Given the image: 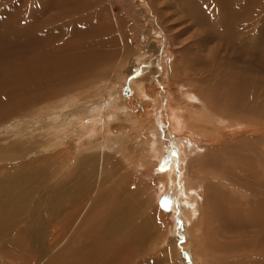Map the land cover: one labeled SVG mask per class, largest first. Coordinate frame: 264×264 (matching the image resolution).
<instances>
[{
  "label": "bare ground",
  "instance_id": "1",
  "mask_svg": "<svg viewBox=\"0 0 264 264\" xmlns=\"http://www.w3.org/2000/svg\"><path fill=\"white\" fill-rule=\"evenodd\" d=\"M200 1L203 4L191 1L192 7L190 10L192 13L199 18H209L213 15L216 19V25L222 30L231 28L234 21H239L242 16L246 15L245 5L239 2V0H215L219 6L216 9L210 5L209 0ZM4 2L8 3L3 4ZM86 5L87 2L85 0H0V7L3 6L0 14V30L3 28V23L7 17L12 15H14V17L12 18L13 25L11 29L15 32L14 35L22 34L19 32L22 30L29 33L31 31L29 24L33 22L35 23V28L32 35L36 36V42L41 43L43 40L49 41L54 47L52 50L55 51V54L58 53L57 56L50 58V61H48L46 58L40 57L42 55L47 56V52L39 49L36 52L39 57L36 59L34 65V69L37 71L33 69L26 70L24 74H21L23 72L17 67H4L0 69V108H3L6 103L25 106L20 107V109L31 106L32 109L27 112L28 115H37L38 117L41 115L44 116L51 111H53L55 115H59L65 112L69 105L81 101L77 110L72 111V113H63V115H59L56 125H49V127L52 128L51 131L58 134L61 128L68 126V124L72 126L74 121L76 124L77 121L83 122L86 120L87 123L89 121L90 124L87 125L85 129L82 128L86 130L87 135H84L85 141H82L80 145L77 144L80 148L77 152L82 153L85 150L95 151L98 149L95 147H99L102 156L109 157L110 154L104 151V148L108 150H113L115 148L121 152L125 160L127 159L128 153L125 152L124 149L129 142L128 140L131 139V131L134 129H136L138 133L136 138L143 136L145 130L150 131L151 138L146 135L143 136V147L149 159H156L161 156L164 143L171 142V138L169 139L168 137L169 135L171 137L178 132L185 133V135H187V143H183L187 144L186 150L188 152L189 148H191V143L194 144L197 140L206 141L208 137L214 138L218 134V130L227 133H237L243 128L242 132L246 131L247 129H245V126H252L250 123L245 125L242 121L244 119L241 120L240 118L241 114H238V108H245L247 105H242L245 104V98L247 96L245 92L248 90L252 92V87H247V85H251L247 77H243L240 73H236L234 75V81L237 82L228 81L226 83L229 89L227 92L229 110L224 108L226 114L219 110L220 112L217 116L209 107L204 105L202 100L206 97H195L187 90L184 91L185 89L181 84H171V81H169L168 65L166 62H163L164 57H161L162 54H166L167 52L163 48L166 39L164 37L165 32H163V29L158 23H155V28L151 26L150 29H154L152 31L155 34H162L161 37H156L153 45H147L148 50L146 51H144V47H140L141 43L136 42L135 53H132L131 57L129 54L130 48H128L129 46L126 44L120 27L117 30H119L121 36L122 47H120L122 51L117 48L118 40L116 37L118 35L116 34L115 37L113 33L115 28L113 29L106 18L103 20L99 17L101 14L100 9L99 12H93L89 15L80 14ZM14 7L16 9L11 14L9 10ZM148 8L153 10L151 7ZM193 8L197 10H193ZM100 16H102V14ZM138 31L145 36L146 34L149 36V32H146L147 30L143 31L140 25H138ZM150 38L148 37L147 39L149 40ZM63 50L65 55H60L59 51L62 52ZM154 50L155 53H153ZM129 58L131 60H129ZM127 62L128 65L131 64L132 66L125 69V64H127ZM135 62L137 64H134ZM24 63H26V61H24ZM149 64L151 65L150 68L148 67ZM136 65L143 67L142 74L138 77L134 75V79L132 78L129 80L128 77L133 74V69L136 70ZM113 68L120 71V73H117L119 82L125 83L127 86L129 85L134 90L132 97H122L120 90H114L116 84L110 81L111 78L108 76L112 70L116 73ZM174 79H176V77ZM154 82L155 86L158 87H154ZM169 83L173 86L174 91L171 85L169 86ZM105 90L110 91L111 95L102 100L101 95ZM173 92H175L174 94H176L177 99L174 97ZM89 100L94 101L87 104ZM134 102L137 103L136 106H133ZM196 102L197 104H194ZM237 105L240 106L234 107ZM140 111H143V113ZM249 111L254 112L253 109ZM259 111L261 110L258 108V112ZM139 112L141 114H139ZM27 113L21 115L18 121L15 122V133L24 130V126H26L25 116H27ZM98 116L100 117L96 119ZM158 117L163 121L157 122L156 118ZM160 123L165 126L164 129H162ZM50 134H52V132L47 133V135ZM61 138H63V136H61ZM50 139H53L49 142L52 144L65 141V139H63L64 141L61 140L58 135H54ZM58 140L61 141L59 142ZM62 142L60 144H62ZM49 143L45 145V147H41L44 149L48 148ZM74 150L75 149L72 150L71 154ZM195 152L196 154L200 153L198 151ZM250 154L246 156L239 155L237 157L233 155L234 157L229 163L233 162L235 165H243L242 169L247 171L248 177L253 181L259 177V173L264 172V152L263 158L256 157L260 156L259 154L255 155V163L250 159L252 157ZM198 155L192 158L196 166L209 164L213 169H210V166L206 165L205 167L207 168L205 171L200 169L198 172L204 175L207 174L205 175L206 178L210 175L209 179L213 181V178L216 181L213 183L214 186L212 187L210 184H203V181L200 179L193 182V178H190V180L192 179V184L186 182L185 187L180 189L181 193L186 196L185 198H178L179 200L176 198V201H178L176 203V208L179 211L177 217L182 222V229L185 236L186 248H184V250H192L191 245L197 246L199 242L201 231L197 221V213L195 212L198 210L197 189L203 186L204 189L211 190L212 194L210 199L213 202L216 201L218 207L221 208L228 217H231L235 213L239 214L237 216L239 227L255 228L252 240H248L247 242L248 245L257 247V249H253L251 253L259 258L255 264H264V261H262L264 260V249H262L264 248V180H260L262 182L256 180L258 191L253 188L246 191V193H248L247 195L252 196L250 200L246 201L247 197L242 193L246 186L244 188L240 187L242 189L238 190V188L234 186L235 184L229 183L227 177L223 175V172L229 175V166L216 164L214 161L215 158L201 159V157L204 156L198 157ZM51 156H53V158L57 157L53 154ZM91 157L92 156H90V160L92 161ZM86 159L87 161L89 160V158ZM200 159L202 160L201 162H199ZM61 160L62 159H60L58 163H61L60 167L62 171L68 172V168L71 165H69V160L64 161L63 159L64 162H61ZM30 162L31 161H29V163ZM231 163L230 165H232ZM66 164H68L67 167ZM255 164L257 167H255ZM27 167L28 169L26 171H20V168L17 166H9L4 168L3 171L0 170V242H7L4 240L8 236L13 238L11 242H36L35 245L30 244L32 250L29 249V252L32 251L31 253H33L31 255L33 261L34 259L35 261H40V256H43L45 251L42 245V240L45 238V227L50 222L62 218V220L60 219V223L67 222L71 226L74 224L76 225L74 226V230L79 229L83 231H79L77 234L73 232L70 233L72 245L69 246V244L66 246V258L61 262L58 260L56 264H129L130 259L128 254H121L120 248H124L125 246L127 250L130 248V251L133 245L136 246L139 242H116L117 239L115 240V238L131 229V239L134 238L135 235L138 236L139 231L142 232L141 234L144 233L143 226L136 219L138 207L140 205L135 201L136 194L133 197L131 192H129L131 197L125 198L124 195V198L121 200L113 198V192H124L125 190H122L121 182H119V186L115 183L116 186L109 189V192L103 196L101 195L102 191H100V193L97 192L99 186L97 188L94 182L93 184L97 189L95 191L96 193H94V195L92 194L93 196L90 199L93 185L90 187L89 184L84 182L85 170L82 171L83 168H78L81 175L73 179L72 184L69 185L68 183L56 184L57 182L59 183L62 178L53 184L49 183L50 180L59 176V174H62L60 177H64L65 175L68 176L69 173H61V169L55 170V172L50 175H46V173H39L35 168H31V164H28ZM105 167L104 170L106 169ZM183 169H185V167ZM91 172L92 171H89V173ZM102 173L104 175V171ZM105 173L108 175L107 172ZM116 174L117 172L114 175ZM41 175V178L44 179L39 181ZM181 178L183 180L184 178L186 179V175L183 177L181 176ZM112 179L113 177H110V181H112ZM185 181H187V179ZM227 184L231 187H228ZM232 190L239 193L241 200H245L240 201V198L231 200L233 204L235 203V205H237L233 209V204L224 200L228 197V193L225 191L230 192ZM87 204L89 209L86 210L88 211L87 213H84L83 208ZM206 205H208V203ZM213 208H215L214 205L211 210L216 209ZM81 212L83 216L79 220L80 223L82 220L80 229L77 227L79 226L78 221H73L72 218H78ZM69 213H71L70 217L68 216ZM82 226H85V229H82ZM175 242L174 239V248ZM141 243L139 245H141ZM209 245L212 250H217V252H219L218 254L222 256L228 254L229 256H242L245 253V251L241 249L243 248L241 247V242H226V244L210 242ZM259 245L262 248H260ZM214 246L216 249L213 248ZM22 247L24 248V246ZM19 250L20 249L16 248L15 251H8L6 254L13 258L23 259L25 256L23 254L24 250ZM26 250L28 249L26 248ZM228 264H241V262H230Z\"/></svg>",
  "mask_w": 264,
  "mask_h": 264
},
{
  "label": "rangeland",
  "instance_id": "2",
  "mask_svg": "<svg viewBox=\"0 0 264 264\" xmlns=\"http://www.w3.org/2000/svg\"><path fill=\"white\" fill-rule=\"evenodd\" d=\"M85 1L87 2V5L80 12V14L89 15L93 12H99L100 9L102 16H100V14L99 17L103 20L106 18L113 29L115 28L113 33L115 37L116 34L118 35L116 37L118 40H116L117 48L122 51L121 36L119 30H117L120 27L126 44L129 46L128 48H130V56L132 53H135L136 42L141 43L140 47H144L143 49L146 51L148 50L147 45H153L154 40H156L155 38L161 37L162 34H155L152 31L154 29H150L151 26L155 28V23H158L163 29V32H165L164 37L166 39L164 41L163 48L167 52L166 54H162L161 57H164L163 62H166L168 65L169 81H171V84H181L185 89L184 91L187 90L195 97H206L202 100L204 105L209 107V109H211V111L216 115L219 114L220 111L225 112L226 114V110H229V100L227 98V92L229 89L226 83L228 81L237 82L234 81V75L236 73H240L243 77H247L251 83V85H247V87H252V92H250V90L245 92L247 99L245 98V104L242 105H247L245 108H238V114H241L240 118L241 120L244 119L242 121L245 125L250 123L252 126H245V129H247L246 131L242 132L243 128L237 133H227L218 130V134L215 136L216 138L208 137V139L206 138V141L197 140L194 144L191 143V148H189L188 152L186 150L187 144H185L187 143V135L179 132L177 134L174 133L175 135H172L171 137L170 135L168 136L169 139L171 138V142L164 143L162 154L156 159H149L143 147V136L146 135L151 138L150 131L145 130L143 132V136L136 138L138 133L137 130L134 129L131 131V139L128 140L129 142L127 141L128 143L124 149V151L128 153L127 159L125 160L121 152L115 148L113 150L104 148V151L110 154L109 157L102 156L99 147H95L98 148L95 151L85 150L82 153L77 152L80 149L78 145H80L82 141H85L84 138L87 135V132L83 129L90 124L89 121L88 123L86 120L83 122L77 121V124L74 121L72 126L68 124V126L61 128L60 133L58 134L51 131L52 128L49 127V125H56L58 121L57 117L59 115L61 116L63 113H72V111L77 110L81 101L78 103L74 102L69 105L66 108V111L60 113L59 115H55V113L51 111L50 113H46L44 116L41 115L38 117L37 115H28L27 112L31 111V106L20 109V107L25 106L6 103L3 108H0V170L3 171L4 168L9 166H17L20 168V171H26L28 169V164H31V168H35V170L39 173H46V175H50L55 172V170L61 169V163H58L60 159H62L61 162L69 160V165L71 164L68 168L69 171L63 172L61 169V173H69L68 176L65 175L64 177H60L62 174H59V176L50 180L49 183L53 184L62 178L59 183L57 182L56 184L68 183L70 185L72 184L73 179H76L77 176L81 175L79 169L83 168L82 171L85 170L84 182L89 184L90 187L93 185L90 199L94 193H96L95 191L98 186L99 188L97 192L100 193V191H102L101 195L105 196L109 192V189H112L113 186L115 187L116 185L119 186L118 183L121 182L122 190L125 189L124 192L115 191L113 192L114 196L112 197L121 200L124 197L130 198L131 196L129 192H131L133 197L136 194L135 201L140 204L136 219L143 226L144 232L141 234L142 232L139 231V235H135V237L131 239V229L115 238V240L117 239L116 242H139L136 246L133 245L130 251V248L127 250L125 246L124 248H120L121 254H128L130 259L129 264H228L230 262L255 264L259 258L251 253L253 249L256 250L257 247L248 245L247 242L248 240H252L255 228L239 227L237 223V216L239 214L235 213L231 217H228L227 214L218 207L216 201L213 202L210 199L212 194L211 190L204 189L203 186L197 189L198 210L195 212L197 213V221L201 231L198 242L199 246H196L195 244V246H193L192 244V250H184V248H186L185 236L182 229V222L177 217L179 211L176 208V203L178 202L176 201V198L179 200L186 197L180 190L185 187L186 182H196L200 179L203 181V184L206 183L210 184L212 187L214 186L213 183H215V179L212 178L213 181H211V179H209L210 175L206 178L205 175L207 174L204 175L203 173L198 172L200 169L205 171L207 168L205 166L209 165L201 164L196 166L192 158L196 157L198 154V157L204 156L201 157V159L215 158L214 161L216 164L229 166V175H226L224 172L223 175L227 177L229 183H234V186L237 187L238 190H241L246 186L245 190L242 192L247 197L246 201L252 198V196L247 195L248 193H246V191L251 190L250 188L258 191L256 180H264V172L259 173V177L251 181L247 175V171L242 169L243 165H235L233 162H230L232 164L230 165L229 163V161L234 157L233 155L237 157L239 155L246 156L247 154L252 153L250 154L252 155L250 159L253 163H255L256 154L260 155L256 157L263 158L264 0H239V2L245 5L246 15L242 16L239 21H234L233 26L227 30H222L216 25V19L213 15L209 18H199L192 13L190 10L192 7L191 1L203 4L200 0ZM5 3L7 4L8 2H4L3 4ZM209 3L214 7V9L219 7L215 0H209ZM2 7L3 6L0 7V14ZM148 7H151L153 10ZM15 9L16 8L14 7L9 10V12L11 11L12 14ZM193 10L197 9L193 8ZM13 17L14 15L7 17L3 23V28L0 30V69L4 67H17L23 72L21 73L19 71L21 74H24L26 70H35V61L39 57L36 52L39 49L47 52V56L42 55L40 57L46 58L48 61H50V58L57 56L58 53L55 54V51L52 50L54 47L49 41L42 39L43 41L41 43L36 42V36L32 35L35 28V23L33 22L29 24L31 27V31L29 33L22 30L19 31L22 34L14 35L15 32L11 29L13 25ZM138 25L142 26L143 31L147 30L146 32H149V36L147 34L145 36L142 33H139ZM148 37L152 38L148 40ZM59 52L60 55H65L64 50ZM153 53H155V50ZM129 60L131 59L129 58ZM24 61H26V63H24ZM134 64L137 63L135 62ZM129 66L132 65H128L127 62V64H125V69H128ZM148 67L150 68L151 65L149 64ZM113 69L116 73L112 70L108 76L111 78L110 81L116 84V88H114V90H120L122 97H132L134 94L132 87L129 85L127 86L125 83H120L117 74L120 73V71L116 68ZM135 69V71H139L142 74L143 67L138 65ZM132 72L133 74L131 76H134V69ZM175 77L176 79H174ZM171 84L169 83V86ZM154 87H158L155 86V82ZM171 87L174 91L172 85ZM108 90L102 92V100L107 96L110 97L111 94ZM174 93L175 92H173V95L177 99V96ZM93 101L94 100H89L87 104ZM136 102L133 103V106L137 105ZM194 104H197V102ZM239 106L240 105L234 107ZM224 108H226V110ZM258 108L261 111L258 112ZM251 109H253L254 112L249 111ZM23 112L27 113V116H25V125L27 127L24 126L23 131L15 133V122L18 121L21 115L25 114ZM140 112L143 113V111ZM140 112L139 114H141ZM99 117L100 116L96 117V119ZM156 119L157 122L163 121L159 117ZM160 124L162 129H164L165 126L162 123ZM50 132H52V134L47 135V133ZM54 135H58L61 140L65 139V141L63 140L64 142H62L61 140H58L59 142L61 141L62 144H60L61 142L57 144L49 143L53 140L50 138ZM61 136H63V138H61ZM48 143L49 147L44 149L43 147H45ZM73 149L75 150L71 154ZM195 151L200 153L196 154ZM52 154L57 157L53 158V156H51ZM90 156H92V161L90 160ZM86 158H89V162ZM201 159L198 161L201 162ZM29 161L31 162L29 163ZM67 166L68 164H66V167ZM209 166L210 169H212L211 165ZM104 167L106 168L105 170ZM184 167L185 169H183ZM255 167H257L256 164ZM102 170L104 171V175ZM89 171H92L93 174L92 172L89 173ZM105 172H107L109 176ZM112 172L114 174L117 172V174L114 175ZM184 175H186L187 181H185V178L184 180L181 178V176L183 177ZM41 177L42 175L39 177V181L44 179ZM110 177H113L112 181H110ZM190 178H193V180L191 179V181ZM94 182L97 188L93 184ZM227 185L228 187H231L229 184ZM224 189L227 190L226 188ZM225 192L228 193L227 198L230 200L227 198L224 200L229 201L231 204H233L231 201L233 199L240 198V201H245L243 199L241 200V196L239 193H236L235 190ZM206 202L208 205H206ZM213 205L216 208H213L215 210H211ZM236 206L237 205L234 203L232 205V209ZM88 209L87 204L84 206L83 212L87 213L88 211L86 210ZM70 215L71 213L68 214L69 217ZM82 216L83 214L81 212L78 218H72L73 221H78L79 226L77 227L79 228L82 223V220L81 223L79 220ZM60 219L62 220V218H58L53 221L54 223L50 222L45 227L46 230L44 229L45 238L42 240V245L44 246L45 251L43 256H40V261H35V259L33 261V259H31V255L33 253H31L32 251L29 252L32 250L30 248V244L35 245L36 242H11V239L13 238L8 236L4 240L7 242H0V264H56L58 260L61 262L64 258H66V246L69 244V246L72 245L70 233L73 232L77 234L79 231L81 232L83 230H74V226L76 225L72 224L71 226L67 222L60 223ZM82 229H85V226H82ZM174 239L176 241L175 248L173 245ZM210 242H219L224 244H226V242H241V247H243L241 249L245 251V253L242 256H229V254L222 256L221 254H218L219 252H217V250L211 249L209 245ZM140 243L141 245H139ZM22 246H24V248ZM16 248L25 251H23V254L25 255L23 259L13 258L6 254L8 251H15ZM26 248L28 250H26ZM213 248L216 249L215 246ZM260 248L262 247L260 246Z\"/></svg>",
  "mask_w": 264,
  "mask_h": 264
},
{
  "label": "snow or ice",
  "instance_id": "3",
  "mask_svg": "<svg viewBox=\"0 0 264 264\" xmlns=\"http://www.w3.org/2000/svg\"><path fill=\"white\" fill-rule=\"evenodd\" d=\"M140 74H141V73H140L139 71H135V70H134V75H135V76H139ZM132 78H133V76H130V77H129V80H131Z\"/></svg>",
  "mask_w": 264,
  "mask_h": 264
}]
</instances>
